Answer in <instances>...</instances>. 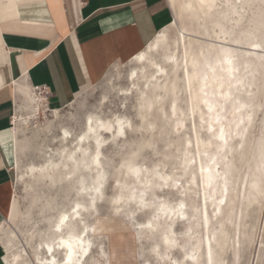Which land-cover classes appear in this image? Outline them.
Wrapping results in <instances>:
<instances>
[{
  "label": "rangeland",
  "instance_id": "374dc122",
  "mask_svg": "<svg viewBox=\"0 0 264 264\" xmlns=\"http://www.w3.org/2000/svg\"><path fill=\"white\" fill-rule=\"evenodd\" d=\"M172 18L173 20L171 19L163 27H167V45L163 49L158 48L156 51L149 52L150 58L154 61H161V55L165 49H175L176 57L180 62L184 51L187 50L193 51L194 66L197 68L202 59L199 51L205 46V42L208 44L220 43L234 50V62L237 65V70L234 73L236 74L238 70L241 71L246 67L245 60L248 55L244 53V49L249 48L245 45L246 37L241 32L247 30L249 26L256 35L254 41L259 43L255 51L258 52V55L264 56V5L258 0L253 1L249 13L248 10L244 12L242 19L237 22L238 25L234 23L233 29L228 22L225 23L224 30L228 33L235 32L230 38L224 37L218 40L214 37H201L204 41L192 39L191 36L197 37V35L191 34L194 29L190 28V22L185 18V15L176 16L173 10ZM132 67H135L133 63L122 66L113 65L101 81L83 89L62 107L49 105L38 97L39 111L36 112L37 114L32 113L31 108L27 107L28 101L27 104L22 97H18L12 117L16 149L13 164L14 198L9 217L1 223L0 240L4 242L8 236L13 234L17 238L16 240L24 245L27 257L31 261H33L31 247L35 246L38 233L48 228V222L45 219L50 216L53 221L58 212L68 208L76 197V182L63 179L66 168L62 167L61 155L73 149L77 138L82 136L85 131V122L88 116L94 120L99 119L105 124L113 123L114 125L117 119H121L123 122L127 121L130 127L126 129L123 138L114 139L110 135L105 136L106 144L102 148L101 155L103 174L101 195L95 199L93 216H89L86 221L96 230L95 227L100 220H108L113 226V232L108 235L95 231L94 237L91 238L92 253L84 264H111L108 260L110 253L121 250L127 254L129 248L134 246V231L127 218L124 217L126 210L133 207L132 201L124 197V194V198H117L118 204L116 201L114 202L118 195H122L119 194V186L122 188L123 184L132 186L131 179H128L132 177L127 165L133 162L143 166L144 170L148 169L147 176H152L155 172H162L168 181L172 178L173 181L170 180L168 185L159 182L158 186L147 189L148 191L145 192L148 197L152 196L153 201V196L157 195L161 200L165 197L164 200L173 206L184 202L183 211L186 214L188 212L189 217L175 220L173 228L177 233H180L188 223L196 224L198 211L202 205L198 159L205 156V153H207L206 155L212 154L217 141L209 139L208 134L205 133L200 121L199 107L194 104L195 101L192 102L190 96L187 79L194 67H191V64L187 67L180 63V67L170 70L171 73L169 72L170 67L169 69L165 67L164 73L175 79L173 84L175 83L174 87L177 91L175 100V104L176 102L177 104L174 106H177L178 110H176L175 116L170 119L166 117L170 105L169 95L164 97L162 103V112L165 114L159 115L160 107L156 105L157 108L154 106L153 109L151 108L152 110H149L148 117L144 115L143 103H140L138 92H129L127 95H123L122 91L128 88L127 76ZM250 78L251 86L244 85L241 92L237 93L238 97L245 102L243 110L246 113V127L242 137L231 139L228 149H226V169L229 176L235 180L233 182L236 184L239 197L236 198V208L229 218L231 223L227 224L226 245L221 256L224 264H264V175L260 176L263 177L262 180L259 179L260 189L251 191L253 197H251L250 206L246 208L247 206L242 202L243 197L249 192L253 164L258 158L264 156V63L254 67L253 76ZM162 80L164 81V77L155 84L159 88L158 93L164 83ZM152 88V84H148V89L144 90L145 93L151 94ZM37 94L40 95L38 92ZM226 105L227 107L230 105L228 101ZM162 117L167 120H162ZM179 118L181 119L179 120ZM175 121H181L182 126L179 132L174 133L172 132V123ZM150 126L155 129L151 131ZM64 131L68 132L69 137L66 143L61 140ZM197 145L201 146H199L201 152L203 151L201 155L198 153ZM185 159L189 160L187 168H184ZM48 160L54 161L59 168L53 171L52 177H40L37 169L49 162ZM33 167L36 171L31 173L30 169ZM79 177L80 175L77 174L74 178L76 180ZM118 207L120 214L114 213ZM149 213L148 208H138L136 218L140 222H145L150 217ZM234 230L239 231L241 242L235 261ZM153 238L147 234L143 240L142 261L138 256L140 249L135 240L136 264H140V262L141 264H163L152 252ZM173 255L179 258L181 252L176 250ZM114 258L111 259L112 264L134 263L129 262V257L125 255L121 258L118 257L117 260Z\"/></svg>",
  "mask_w": 264,
  "mask_h": 264
},
{
  "label": "bare ground",
  "instance_id": "6f19581e",
  "mask_svg": "<svg viewBox=\"0 0 264 264\" xmlns=\"http://www.w3.org/2000/svg\"><path fill=\"white\" fill-rule=\"evenodd\" d=\"M253 1L169 0V3L175 11L176 16L184 14L185 18L189 20L190 28L192 30L194 29V31H191V34L197 35V37L191 36L192 39L199 40L201 37H214L220 40L224 37L230 38L235 34L234 31L228 33L224 30L225 23L228 22L233 29L235 27L234 23L237 24L238 20L242 19L244 12L246 10H248V13L250 12ZM258 1L264 5V0ZM195 28H198V30H195ZM166 29L167 27L159 31L151 43L130 62L135 67L129 70L127 76L129 82L128 88L122 91V93L123 95H127L129 92H138L140 103H143V108L142 106L141 108L144 109L145 117H148L149 110L151 108L153 109L154 106L156 107V105L160 107L158 110L159 115H164L165 113L162 112V103L164 97L169 95L170 105L166 117L170 119L172 116H175L177 113L176 110H178V108L176 109L177 106H174L177 104V102L175 104L177 91H175V83L173 84V80L175 79H172L171 76L164 73L165 67L168 69L170 67L169 72L175 67H180V63L183 66L188 67L191 64V67H194V70H192L187 79L190 96L192 102L195 101L194 104L199 107L202 128L205 129V133L208 134L209 139L214 141L216 139L217 141L214 147L211 146L214 148L212 154L206 155L207 153H205V156L198 159V163L200 164L198 166L199 183L202 191V205L200 211H198V219L195 225L188 223L184 229L182 228L183 230L180 229V233H177L173 228L175 220L189 217L187 215L188 212L186 214L183 211L184 202H180L181 204H178V206H176L177 204L173 206L164 200V195V198H162L164 201L157 195L153 196V201L152 196L148 197L145 192L147 189L158 186L160 184L159 182L167 184L170 180L173 181L172 178L168 181L162 172H155L152 176H147L148 169L145 168V171L143 166L134 162L127 165L129 174L132 177L128 179H131L130 183H132V186L130 187L128 184H123V188L119 186V194L122 195H118L114 199V202L119 203L117 198L119 197L121 199L124 194V197L132 201L133 207L131 206L128 210L125 209L126 212L124 210V217L127 218L135 234V237L133 236L134 246L129 248V251H131L130 255L134 261L136 260L135 240L140 249L139 251L137 250L139 253L138 256L140 257V261H142L143 240L149 234L152 238L154 237L152 252L158 261L163 264H224L221 256L226 245L227 224L231 223L229 218L233 214L234 208H236V198L239 197L236 184L233 182L235 180H233L232 176H229L226 169V149H228V144H230L231 139L234 137H242L246 127V113L243 110L245 102L238 97L237 93L241 92L242 88L245 87L244 85L247 87L251 86L250 77L253 76L254 67L264 63V56L261 54L258 55V52L255 51L259 43L254 41L256 35L251 29V26H249L247 30L241 32L245 35V45L249 48L244 49V53L248 55V58L245 60L246 67L241 71L238 70L236 74L234 73L237 70V65L234 62V50L220 43L208 44V42H205V46L199 51L202 59L198 65L196 64L197 68L194 66L193 51L189 52L187 50H183V58L180 56L179 62L175 49H165L161 55V61L157 62L150 58L149 52L156 51L158 48L163 49L167 45L168 38ZM201 40L204 41V39ZM255 60L257 61L256 63ZM163 77L164 81L162 80V82L164 83L160 89L161 91L158 93L159 88L155 84ZM148 84H152L153 86V90L150 92L151 94H146L144 91L148 89ZM35 92L37 93V91ZM36 93L31 91L27 97L29 98L27 100L29 105L27 107H30L34 114L39 111V98ZM227 101L230 104L228 107L226 105ZM141 117L144 118V116ZM162 120L167 119L164 117ZM180 122L175 121L172 123V132L175 133L181 130L182 125ZM129 127L130 124L127 121L123 122L121 119H117L114 125L113 123L105 124L99 119L94 120L90 116L86 118L85 131L82 136L77 138L72 150L66 153L64 152L61 155L62 167L66 168L63 179L66 178L68 181H75L77 184V188H75V199L68 208L59 211L56 217L53 218V221H51L52 217L47 216L48 218L45 220L48 222V228L38 233V240L35 246L31 247L33 261L27 257L28 254L25 251L26 248L24 245L20 241H17V238L13 234L8 236L2 242L5 252V264H84L87 258L91 256V238L94 237L96 231L94 226L89 224L86 219L89 216H93L95 199L101 195L103 184L101 155L102 148L106 144L105 136L110 135L114 139L123 138L126 129ZM153 129L155 128L150 126V130L152 131ZM63 133L61 140L66 143L69 138L68 132L64 131ZM197 142L199 143V141ZM199 146L197 145V149L201 155L203 151L201 152ZM48 161L45 165L37 169L40 177H52L53 171L59 168L54 161ZM263 164L264 156L258 158L253 164L249 192L243 197L242 201L247 206L246 208L251 204V197H253L251 191L260 189L259 179L261 178L260 176L264 175ZM188 166L189 160L185 159L184 168ZM60 170L62 169L60 168ZM35 171L36 169L34 167L30 169L31 173ZM77 174L80 177L75 180L74 177ZM191 182L193 183V181ZM263 184L260 185L263 186ZM141 207L150 210V217L145 222H140L136 218V212ZM118 209L119 207L116 208L114 213L120 214V209ZM0 230H2L1 224ZM239 236V231L234 230V261L236 260L237 251L241 245ZM176 250L181 252L179 258L173 255V252Z\"/></svg>",
  "mask_w": 264,
  "mask_h": 264
},
{
  "label": "crops",
  "instance_id": "0c3cea01",
  "mask_svg": "<svg viewBox=\"0 0 264 264\" xmlns=\"http://www.w3.org/2000/svg\"><path fill=\"white\" fill-rule=\"evenodd\" d=\"M172 17L169 0H0V224L14 198L18 97L44 91L36 94L45 103L66 105L113 65L130 63ZM112 228L100 220L96 232ZM129 250L110 253L109 262L125 255L136 264ZM4 255L0 240V264Z\"/></svg>",
  "mask_w": 264,
  "mask_h": 264
},
{
  "label": "built area",
  "instance_id": "2783aa9c",
  "mask_svg": "<svg viewBox=\"0 0 264 264\" xmlns=\"http://www.w3.org/2000/svg\"><path fill=\"white\" fill-rule=\"evenodd\" d=\"M40 95H44V91H38Z\"/></svg>",
  "mask_w": 264,
  "mask_h": 264
}]
</instances>
